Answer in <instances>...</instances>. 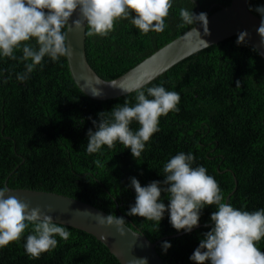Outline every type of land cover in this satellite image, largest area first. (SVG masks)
Masks as SVG:
<instances>
[{
	"label": "trees",
	"instance_id": "1",
	"mask_svg": "<svg viewBox=\"0 0 264 264\" xmlns=\"http://www.w3.org/2000/svg\"><path fill=\"white\" fill-rule=\"evenodd\" d=\"M230 2L175 0L161 33L143 34L129 20H118L105 37L85 34L87 61L101 78L114 79L191 28L180 26L181 8L197 14L199 7V13L208 14ZM259 5L264 0H248V8ZM237 36L190 55L144 86L146 91L162 85L181 100L179 111L160 118V131L137 160L118 142L101 153L86 151L87 132L93 128L88 117L98 119L99 112L126 100L134 105L135 91L92 99L73 81L64 57L59 62L45 57L20 82L16 76L26 63L19 59L22 52L15 53L17 60L0 58V186L54 192L124 217L126 225L151 241L162 239L156 249L165 264H194L189 258L210 230L215 206L203 209L191 233L176 231L167 214L157 228L143 217L126 215L136 198L130 178L142 186L163 181L164 164L181 151L191 152L194 166H204L216 179L226 202L249 212L264 209V59L248 43L238 46ZM130 127L135 131L140 125L133 121ZM67 228L70 238L57 237L56 249L39 258L25 251L26 230L20 240L0 248V264H120L94 236ZM164 241L172 245L166 254ZM257 247L264 251V239Z\"/></svg>",
	"mask_w": 264,
	"mask_h": 264
},
{
	"label": "clouds",
	"instance_id": "2",
	"mask_svg": "<svg viewBox=\"0 0 264 264\" xmlns=\"http://www.w3.org/2000/svg\"><path fill=\"white\" fill-rule=\"evenodd\" d=\"M174 3L175 0H0V58L17 60L15 53L21 51L19 59L26 62L25 71L16 78L24 82L37 66H42L45 57L59 62L62 57L70 56L65 30H69L70 20L75 29L83 28L89 37L107 36L118 20H129L143 34L161 33L167 28L165 19ZM249 10L261 16L256 32L264 46V5ZM74 14H78V18L72 20ZM179 15L181 27L191 26L185 33L186 38L191 39L192 30L201 35L196 25L203 27L205 35L209 34L207 13L197 15L193 9L181 8ZM249 35L247 31L238 33L237 45L246 46ZM121 91L127 94L135 91L137 102L131 105L126 100L111 111L99 112L98 119L88 117L93 125L87 132L88 154L101 153L104 146L112 148L118 142L137 160L153 134L160 131V118L179 111L180 94L162 85L148 87L145 91L141 82ZM93 94L100 95L99 92ZM133 121L140 125L138 130L130 127ZM194 163L191 152L181 151L164 164L163 181L155 180L142 186L137 178L131 177L129 187L134 189L136 198L126 215L143 217L158 228L167 214L176 231L191 233L199 227L203 209L215 206L210 216V230L202 234L189 259L194 264H264V251L257 247L264 239V209L249 212L226 202L216 179L204 166H194ZM8 193L7 187L0 186V248L20 240L30 229L24 248L27 254L39 258L42 253L56 249L57 237L64 241L70 238L67 226L54 222L53 217L40 208H30L27 202ZM51 211L49 208L48 212ZM97 222L101 226L115 227L121 236L125 235L127 221L124 217L100 214ZM171 247L169 241L161 245L165 254ZM132 264H148V260L134 259Z\"/></svg>",
	"mask_w": 264,
	"mask_h": 264
},
{
	"label": "water",
	"instance_id": "3",
	"mask_svg": "<svg viewBox=\"0 0 264 264\" xmlns=\"http://www.w3.org/2000/svg\"><path fill=\"white\" fill-rule=\"evenodd\" d=\"M193 2L195 3V0ZM196 11L198 15L199 7ZM207 17L209 34L205 35L203 27L196 25L200 36L192 30L191 39L186 38L185 33L190 31L188 29L122 75L111 80L101 78L91 68L85 52V30L75 29L70 20L69 30L66 29L70 50V56L67 57L70 75L78 88L92 99L117 98L127 94L122 92L121 88L132 89L141 82L145 86L190 55L243 31L250 33L247 43L264 59V46L261 45L260 37L256 32L261 24V18L249 10L248 0H231L229 5L208 13ZM76 18L78 14H74L72 20ZM93 92H99L100 95H94ZM6 187L9 189V195L27 202L30 208H40L43 213L51 215L54 222L94 236L109 249L120 264H132L134 259L142 258H147L148 264H165L156 249L162 239L153 242L128 225L124 228L125 235L121 236L115 227L98 224V215L107 217L110 214L91 204L54 192ZM49 208L52 209L51 212H48Z\"/></svg>",
	"mask_w": 264,
	"mask_h": 264
}]
</instances>
